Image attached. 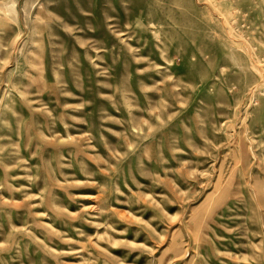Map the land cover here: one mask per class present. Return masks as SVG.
Listing matches in <instances>:
<instances>
[{
  "label": "rangeland",
  "instance_id": "rangeland-1",
  "mask_svg": "<svg viewBox=\"0 0 264 264\" xmlns=\"http://www.w3.org/2000/svg\"><path fill=\"white\" fill-rule=\"evenodd\" d=\"M0 264H264V0H0Z\"/></svg>",
  "mask_w": 264,
  "mask_h": 264
}]
</instances>
